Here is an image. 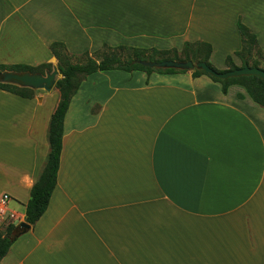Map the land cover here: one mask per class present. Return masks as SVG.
Returning <instances> with one entry per match:
<instances>
[{
	"label": "crops",
	"instance_id": "1",
	"mask_svg": "<svg viewBox=\"0 0 264 264\" xmlns=\"http://www.w3.org/2000/svg\"><path fill=\"white\" fill-rule=\"evenodd\" d=\"M239 19L264 49V0H0V66L53 71L54 43L82 55L201 42L226 71ZM52 92L42 114L48 97L0 90V197L22 217L0 224L25 222L51 152ZM1 264H264V109L192 73L91 75L64 121L48 210Z\"/></svg>",
	"mask_w": 264,
	"mask_h": 264
},
{
	"label": "trees",
	"instance_id": "2",
	"mask_svg": "<svg viewBox=\"0 0 264 264\" xmlns=\"http://www.w3.org/2000/svg\"><path fill=\"white\" fill-rule=\"evenodd\" d=\"M237 29L241 36L242 48L235 53V57L241 62V67L235 64L234 58L229 56L226 58V71H235L246 66L250 68H259V61L253 58V53H257L264 57V49L259 46L257 35L250 30L241 19L237 23ZM50 51L58 61V72L62 77L56 83L55 89L60 94L59 107L55 110L50 124L49 143L50 156L49 161L40 176L38 182L31 190V198L26 206V224L35 226L41 218L46 214L51 197L57 185V178L60 169V161L63 150L64 138V121L69 110L73 98L80 90L84 81L88 77L99 72L122 71L126 73L143 72L149 77L153 74L158 75H181L187 74L186 71L176 70H153L143 67L138 62H194L205 63L207 66L217 73H226L219 71L211 64V56L213 48L207 43H186L181 52L176 49L169 51L158 50H139L127 47L111 48L104 45L96 53L86 52L82 55H72L67 47L62 43H54L50 46ZM260 69V68H259ZM17 72L45 75L47 71L52 72L50 65H42L37 68L27 66H0V72ZM194 79L208 77L214 83L220 84L223 94H227L232 86L244 88L251 100L264 109V81L257 77H242L221 81L215 79L204 72L195 71L192 73ZM0 90L20 97L26 100H34L36 91L31 89H23L13 85L0 84ZM239 98H243L239 96ZM16 226L10 224L6 230L0 229V264L9 254L12 246L17 240H12V233Z\"/></svg>",
	"mask_w": 264,
	"mask_h": 264
},
{
	"label": "water",
	"instance_id": "3",
	"mask_svg": "<svg viewBox=\"0 0 264 264\" xmlns=\"http://www.w3.org/2000/svg\"><path fill=\"white\" fill-rule=\"evenodd\" d=\"M139 65L153 69V70H176V71H186L188 73H193L195 71L204 72L207 75L221 80L228 81L231 79H238L242 77H257L264 81V70L259 68H250L246 66L245 68H240L235 71H226V73H217L210 69L205 63H194L190 62H174L164 61V62H138ZM58 79L61 76L57 69L52 72L47 71L45 75L42 74H31V73H17V72H0V84L3 85H13L23 89H31L33 91H45L51 93L55 87ZM31 230V226L25 222L21 223L15 228L12 233V240H18L22 236L28 234Z\"/></svg>",
	"mask_w": 264,
	"mask_h": 264
},
{
	"label": "rangeland",
	"instance_id": "4",
	"mask_svg": "<svg viewBox=\"0 0 264 264\" xmlns=\"http://www.w3.org/2000/svg\"><path fill=\"white\" fill-rule=\"evenodd\" d=\"M243 22V21H242ZM244 23V22H243ZM245 25V24H244ZM260 46V44H259ZM261 48V47H260ZM262 49V48H261ZM235 53L233 55H228L227 57L229 56H234ZM226 57V58H227ZM235 57V56H234ZM253 58L257 61H259L260 63V66L259 68L264 70V57L257 54V53H253ZM218 61V60H216ZM212 64V62H211ZM214 66V68H216L217 70L219 71H222L221 69H219L215 64H212ZM240 65V64H239ZM238 67H241V66H238ZM225 71V70H224ZM53 93V92H52ZM52 93H47L45 91H36V95H38L39 97L38 98H35V100L37 99V102L40 103V101L42 100L43 96H46L48 97L46 100L44 99V101L41 103V104H38L40 105V112L42 114L48 112L52 107H54V104L55 102L57 101V95L56 96H52L53 94ZM7 228V223H3V224H0V229L3 230V232L6 230Z\"/></svg>",
	"mask_w": 264,
	"mask_h": 264
},
{
	"label": "built area",
	"instance_id": "5",
	"mask_svg": "<svg viewBox=\"0 0 264 264\" xmlns=\"http://www.w3.org/2000/svg\"><path fill=\"white\" fill-rule=\"evenodd\" d=\"M11 200V196L8 194H4L0 197V220L5 222L9 219L14 222H21L22 217H20L17 213H12L8 210Z\"/></svg>",
	"mask_w": 264,
	"mask_h": 264
}]
</instances>
